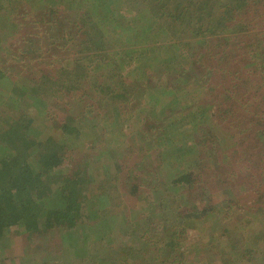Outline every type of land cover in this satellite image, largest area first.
<instances>
[{
  "label": "rangeland",
  "instance_id": "374dc122",
  "mask_svg": "<svg viewBox=\"0 0 264 264\" xmlns=\"http://www.w3.org/2000/svg\"><path fill=\"white\" fill-rule=\"evenodd\" d=\"M33 1L0 11V130L37 123L18 99L28 86L55 128L76 119L82 138L71 154L37 157L42 167H68L90 156L92 181L83 191L96 213L83 216L85 244L81 226L48 236L10 227L0 264H264V167L253 165L264 148L255 133L264 129V43L261 57L249 60L239 49L218 63L185 24L176 35L161 23L156 30L161 20L140 0ZM253 10L263 14L264 0ZM83 14L92 24L120 23L112 31L93 24L105 33L95 52L106 61L73 79L80 91L55 94L86 54L79 40L99 33L78 35ZM255 29L264 32L262 17ZM196 139L205 145L200 162L185 145ZM184 170H194V186H172Z\"/></svg>",
  "mask_w": 264,
  "mask_h": 264
},
{
  "label": "trees",
  "instance_id": "16d2710c",
  "mask_svg": "<svg viewBox=\"0 0 264 264\" xmlns=\"http://www.w3.org/2000/svg\"><path fill=\"white\" fill-rule=\"evenodd\" d=\"M26 1L27 6L34 2L33 0ZM43 1L45 0H41V2ZM260 1L140 0L141 5L148 7L152 15L157 20H161L156 30L161 23V25L168 26L171 33L176 35L173 28L178 29L179 26L184 27L183 24H185V30H190L193 36L197 38L205 56L214 62L224 64L234 54L240 55L239 49H243L249 60H253L254 56H262L264 32L256 30L255 24L260 17L264 19V11L263 14H260L253 10ZM14 2L15 0H0V11L3 12L2 9L8 7L9 4H14ZM13 9L14 7L9 6L8 14ZM126 13L133 12L125 9L124 14ZM4 15L6 16L5 13ZM86 15L83 14L80 19H85ZM123 17L124 19L127 18L126 16ZM94 23L108 24L110 25L108 30L112 31L120 22L115 21L116 26L110 24L107 19L99 20V22L93 21ZM93 24L87 19L80 20L77 28L78 35L80 37L85 36L87 33L95 32L97 28L99 31L97 24ZM9 25L11 27L12 24ZM90 25L92 26L89 27ZM79 42L86 45L82 51L86 54L74 60V67L69 70L65 77L66 83H62V88L59 87L54 92L55 94L80 91L81 85L73 86V79L75 80L78 76H80L81 81L89 78L90 73L85 69H91L93 63L99 58L103 57L102 61H106L102 51L95 52L98 46H101L100 50L104 49L106 44L105 33L99 31V33L89 37L88 40L82 39ZM87 57H91V60L84 62ZM47 75L49 76V74H43L42 79L46 78ZM43 83L40 82L38 85ZM28 87V94L26 93L24 97L22 95L18 99L27 101V111L36 113L37 123L32 126L20 120L8 129L0 130V242L4 233L10 227L17 225L31 234L42 232L46 233L47 236L55 229V231L61 232L62 230V232L75 234L76 229L81 226L78 237L84 235L85 239L83 238L82 243H89L91 236L85 231L89 229H87L86 224H83L82 219L83 216L88 219L95 218L96 213L95 205H90L89 196H87L86 191H83L84 185L87 186L92 181L90 156H76L68 167H58L60 163L51 167H42V163L37 157L41 150H43L42 153H46L47 157L58 158L60 156L62 158L67 153L71 154L82 138L81 125L72 118L69 122L61 124L59 128H55L50 123L45 108L36 106L35 101H31L32 98L38 97L39 94H36L38 89ZM44 90L48 91L47 87ZM255 133L260 138V143L263 144L264 129H257ZM203 143V140L197 139L185 143L188 149L192 150L193 161L200 162L201 159L198 155L202 156L205 151ZM185 145L180 146L179 150L187 149ZM192 159H189L188 166H192ZM253 160V165L257 168H260L261 165L264 167V148ZM194 173V170L175 172L174 176L176 177L172 186L190 188L192 185L190 183L196 182ZM96 199L99 198L96 197ZM214 207L211 206V209L213 210ZM126 253L129 254L130 252L126 250ZM153 264H159L158 260L155 259Z\"/></svg>",
  "mask_w": 264,
  "mask_h": 264
}]
</instances>
